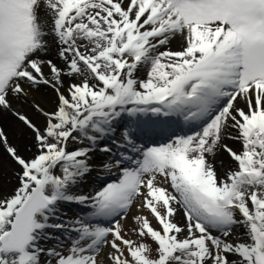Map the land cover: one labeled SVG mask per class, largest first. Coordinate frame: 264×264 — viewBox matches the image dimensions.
I'll return each instance as SVG.
<instances>
[{
	"label": "snow or ice",
	"instance_id": "snow-or-ice-1",
	"mask_svg": "<svg viewBox=\"0 0 264 264\" xmlns=\"http://www.w3.org/2000/svg\"><path fill=\"white\" fill-rule=\"evenodd\" d=\"M4 115L0 264H264V0H0Z\"/></svg>",
	"mask_w": 264,
	"mask_h": 264
},
{
	"label": "bare ground",
	"instance_id": "bare-ground-1",
	"mask_svg": "<svg viewBox=\"0 0 264 264\" xmlns=\"http://www.w3.org/2000/svg\"><path fill=\"white\" fill-rule=\"evenodd\" d=\"M173 49H176L179 47V41H174L173 44L171 45ZM29 115H32L31 112H29ZM35 118V117H34ZM39 122V121H38ZM0 127H3L6 133L8 134L9 141L13 145H16L20 148L22 154L28 155V153L24 152V146L26 144L30 143V140L26 138V136L22 135V126L19 124L18 121H16L12 116L10 115H4L0 117ZM159 136H155V139H157ZM231 143V142H230ZM234 147H238V145H233ZM223 159H227L226 155L222 157ZM106 159H109L107 157ZM0 162L3 164V169L4 173L6 176L10 175L11 169L15 167L14 164L11 163V161L7 158L6 153H4L2 147H0ZM105 171L98 170L95 173H104ZM96 176V177H95ZM90 177V181H92V184H95V182H99L101 180V176L98 177L97 175ZM98 177V178H97ZM90 187V185L88 186ZM79 190H86L82 186L80 187ZM70 217L68 219H73L77 217L76 215H69Z\"/></svg>",
	"mask_w": 264,
	"mask_h": 264
},
{
	"label": "rangeland",
	"instance_id": "rangeland-1",
	"mask_svg": "<svg viewBox=\"0 0 264 264\" xmlns=\"http://www.w3.org/2000/svg\"><path fill=\"white\" fill-rule=\"evenodd\" d=\"M106 158V155L102 154V153H96L94 156H93V167H96L97 165V161L96 160H99L98 162L101 163V161L105 160ZM99 167V166H98ZM98 169V168H97ZM97 169L95 168L92 175L91 176H94L95 175V171H97ZM106 174V175H105ZM119 175V173H113L112 174H107V173H104L102 174V176H104V179H101L98 184L96 185V187L94 188L93 191L97 190L103 183L105 182H111L115 176ZM89 176V177H91ZM87 185V183H84L83 186ZM86 187V186H85ZM80 192L84 193V191L82 190H79ZM63 208V211L67 214V216L65 217V219H68V214H78L79 213V216L81 215H85L86 212H87V209L84 207V206H81V205H78V204H64L62 206ZM151 219V217H150ZM155 223V222H154ZM54 232V235L56 236H60V232H57L56 230H53ZM104 264H107V262L105 261Z\"/></svg>",
	"mask_w": 264,
	"mask_h": 264
}]
</instances>
